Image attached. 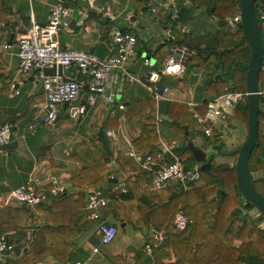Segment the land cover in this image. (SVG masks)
Instances as JSON below:
<instances>
[{
    "label": "crops",
    "instance_id": "obj_1",
    "mask_svg": "<svg viewBox=\"0 0 264 264\" xmlns=\"http://www.w3.org/2000/svg\"><path fill=\"white\" fill-rule=\"evenodd\" d=\"M56 1L58 0H1L0 17L5 12L8 14L5 19L0 20V39L3 43H9L11 47L3 50L0 44V126L4 123L12 125V140L17 141V148L8 149L4 154L0 152V198L26 184L32 176L41 179L51 174L61 180L65 188L64 195L75 194L78 208L83 211L82 207L86 205L88 194L92 190H88L87 186L74 185L69 179L72 173L79 172L83 161L87 163L101 161L104 152L98 146L97 139L99 131L105 127L109 119L111 125L105 129L113 131L116 138L113 139L105 133L112 150V160L107 163V167L111 172L110 178H115L118 182L108 181V184L113 186L103 184L102 188H98L110 199L108 205H110L111 196L117 195L113 193L114 187L126 181L131 171L139 173L141 165L139 159L144 163L147 157V150L141 153L136 152L138 156L136 159L131 155L132 150L135 152L133 141L141 134L145 125L139 114L133 119L127 116L133 109V105L147 99L154 101L155 109L152 116L159 132L161 128L159 118L172 121L166 114V112H173L169 107L167 108L168 102L186 104L193 112L205 99L209 101L213 96L206 88L207 72L204 75V69L197 67L188 71L186 68L182 77L165 76L162 79L159 87L173 92L174 100L172 101L158 100L148 89L146 77L150 68L144 64V59L149 56L154 67L160 68L163 57L171 54L172 49L176 47L169 44L168 53L159 58L157 54H150L158 46L168 40L172 41L175 37L170 22L165 23L160 16L159 29L146 17L147 11H142L147 4V9L152 11L149 16L157 14V18L159 14L162 15L163 8L158 4L156 5L160 13L153 12V9L148 7L149 2L153 0H89L93 2L92 7L87 0H64L73 8L70 18L74 20L75 28L70 26L68 30L57 35L56 40L59 46L63 49L89 51L100 59H106L113 54V30L119 28L132 31L137 35L138 40L135 45V54L128 62L126 70L137 80L130 81L125 74L115 72L109 78L105 94L99 95L94 104H89L87 102L89 75L74 66L64 74L67 78L75 77L84 90L72 105L59 106V117L53 127L45 125L44 111L40 105H36V101L39 103L44 101V89L39 80L38 71L34 70L28 75L19 73L17 40L32 20L40 25L45 24L51 6ZM135 12L136 18L132 21L131 18ZM201 14L202 11L193 10L190 18L183 24L189 30V34L200 35L217 29L218 25L214 19L209 16L208 19H202ZM203 23L208 25V30H204ZM107 91L112 95L111 100L106 97ZM79 105L86 106L85 112L78 117H73L71 110ZM120 105L123 107L121 108ZM234 121L237 120L230 117L228 121L221 124L232 125ZM240 129L241 135L238 142L234 144V147L229 146V149L224 151L231 152L241 147L247 137L248 129L242 126ZM194 131H196L195 127ZM214 134L217 135H214L215 138L217 137L216 139L223 143V147H227L228 143L216 127ZM191 140L206 153V158L218 152L212 145L204 147L206 144L204 140L210 143L206 138L202 140L192 135ZM187 141L184 136L169 137L166 142L161 140L163 152L171 153L172 146L186 145ZM163 160H165L164 156ZM215 160L230 168L235 165L230 164L234 156L218 153ZM149 167L152 168V165ZM51 196L48 195V202L45 204L50 203ZM104 219L118 228V234L112 243L100 246L98 224L90 223L87 230L74 240L66 262L58 263L48 256L37 264H135V251L145 246L147 240H153L151 234L153 228L137 230L131 223L116 221L112 214H106ZM81 222H84L83 217ZM27 226H30V220ZM84 226L86 228V225ZM63 229L64 227L60 226L59 231ZM14 233L11 231L5 235L10 236ZM35 234L36 230L29 227L26 235L20 233L18 240L23 242L26 238L34 237ZM91 240L95 242L91 243ZM95 246L99 247L98 253L92 251ZM22 252L23 250H16L13 253L0 255V264H13V260L20 257ZM165 261L172 262L174 259L167 257Z\"/></svg>",
    "mask_w": 264,
    "mask_h": 264
},
{
    "label": "trees",
    "instance_id": "obj_2",
    "mask_svg": "<svg viewBox=\"0 0 264 264\" xmlns=\"http://www.w3.org/2000/svg\"><path fill=\"white\" fill-rule=\"evenodd\" d=\"M187 2L190 3L189 6H186ZM253 2L264 48V30L259 19V11L264 10V0ZM177 3L182 24L190 18L193 10L198 9L217 22V29L200 35L185 34L174 26L168 16L163 21L172 24L175 37L150 54L160 52L169 44L185 47L190 53L186 63L187 71L194 67L209 68L205 76L206 88L213 97L246 92L244 66L250 60L251 48L244 37L241 22L235 25L234 30L226 22L227 17L240 15L239 0H177ZM7 14L5 12L0 20L5 19ZM259 86L264 90V70L259 74ZM247 99L248 96L245 95L235 107L232 118L245 124L248 129V109L242 106V102ZM207 103L208 100L205 99L195 111L204 115ZM168 107L173 112L166 114L172 121L161 119L159 132L152 116L154 101H139L127 114L132 119L139 114L145 124L141 134L133 141V149L137 153L147 150L151 162L147 167L141 163L135 181L126 180L119 185L126 189L125 193L118 191L117 195L111 196L110 205L101 211V219L106 214H112L116 221L131 223L137 230L154 228L163 233L164 239L159 244L154 239L147 240L146 244L152 246L151 255L147 254L144 246L135 251V264H264V228L259 227L252 217L251 211L255 206L243 197L238 188L235 165L230 168L215 160L218 153L234 156L237 160V149L224 151L223 143L215 138V134L205 137L218 152L199 163L197 170L200 183L189 182L186 188L173 183L154 192L142 189L143 183L150 179L152 168H156L158 164L157 153L162 154L167 163L174 160L171 154L176 155L187 169H193L197 164L185 144L172 146L171 153L163 152L161 140L166 142L169 137L179 136L191 140V128L193 130L196 125V119L188 105L168 102ZM258 120L257 144L249 155L246 170L252 186L264 196V110L259 112ZM109 121L98 134L97 144L104 152L101 161H83L79 172L71 174L69 181L72 184L87 186L92 191L108 184L111 172L108 171L107 163L112 160V150L110 141L105 136V128L111 125ZM183 125L187 126L188 135H185ZM153 163L150 168L149 165ZM82 208L83 211L79 210L75 194L51 196L48 205L1 208L0 234L15 232L14 235H6L9 241L20 242L18 236L20 233L26 235L29 227L36 230L34 237L21 242L24 245L23 252L13 260V264H37L48 256L58 263L66 262L74 240L87 230L90 223H99L89 219L86 205ZM178 211H182L190 220L183 231L173 226ZM81 216L84 222H81ZM29 220L30 226H27ZM60 226L64 227L62 231H59ZM167 257H173L174 261L166 262Z\"/></svg>",
    "mask_w": 264,
    "mask_h": 264
},
{
    "label": "built area",
    "instance_id": "obj_3",
    "mask_svg": "<svg viewBox=\"0 0 264 264\" xmlns=\"http://www.w3.org/2000/svg\"><path fill=\"white\" fill-rule=\"evenodd\" d=\"M89 1V0H87ZM159 7L167 11L171 22L182 33L188 34L189 30L182 24L180 16V8L177 0H155ZM90 6L93 2L89 1ZM148 7L157 12L155 3L149 2ZM73 8L64 0L56 1L50 9L48 20L45 24L40 25L33 20L31 24L20 33L17 45V56L19 58V73L28 75L32 71H38L39 80L44 89L45 99L42 103L36 101V105H40L44 111L43 123L53 127L59 117V106L72 105L80 95L81 84L75 77H62L56 73L54 76H47L42 69L52 66H61L63 73L71 70L74 66L80 71L89 75L87 83V102L94 104L99 95H104L110 76L115 73H123L130 81L137 80L126 70L128 62L135 54V45L137 43V35L132 31L115 28L112 32L113 54L106 58L100 59L97 55L89 51H78L72 49H63L59 46L57 35L70 28L69 17L72 15ZM259 19L262 29L264 30V10L259 11ZM228 25L241 22V15L227 17ZM3 50L11 47L9 43H3L0 39ZM190 57L187 48L174 47L171 54L163 57L160 68H155L151 59L145 58L144 64L150 68L146 81L148 89L158 100H174V94L171 90H163L159 87L165 76L182 77L186 71V63ZM261 70H264V63ZM246 92L226 93L213 97L207 103V109L204 115L193 111L196 119L195 129L204 137L208 138L214 134L216 123L226 122L233 116L235 107L241 102ZM259 108L264 110V90L259 89ZM109 100L112 95L106 96ZM122 108L123 106L120 105ZM86 106L79 105L72 108V116L78 117L85 112ZM161 119L159 118L158 121ZM106 135L116 138L113 131H106ZM13 130L10 123H4L0 126V144L7 143L12 140ZM131 155L136 159L138 156L132 150ZM174 160L167 163L163 160V155L156 154L158 164L156 168H152L149 181L144 182L142 189L147 192H154L166 188L170 184H181L186 188L189 182L200 183L197 163L193 169H187L184 163L174 154H171ZM151 162V157L147 156L144 167ZM139 163H142L139 159ZM154 163L152 164V166ZM139 173L131 171L127 180L135 181ZM49 186V188H48ZM125 193V188L115 186L113 193ZM65 188L61 180L56 175H47L45 178L39 179L32 176L26 184L14 189L0 198V209L12 206H33L45 204L48 202V195L58 197L63 195ZM110 199L104 195L100 189L94 190L88 194L86 208L89 210V219L99 221L98 223V239L99 245H108L112 243L117 234V226L109 223L106 219H101V211L104 209ZM190 224V220L178 211L173 220L175 229L183 231ZM153 239L157 243H161L164 239L163 233L156 229H151ZM24 245L21 242H11L5 234H0V255L23 250ZM148 255L152 254V246L146 244L144 246ZM93 253L99 252V247L92 249ZM81 264V263H77Z\"/></svg>",
    "mask_w": 264,
    "mask_h": 264
},
{
    "label": "water",
    "instance_id": "obj_4",
    "mask_svg": "<svg viewBox=\"0 0 264 264\" xmlns=\"http://www.w3.org/2000/svg\"><path fill=\"white\" fill-rule=\"evenodd\" d=\"M240 5V15L241 24L243 27L244 37L246 38L248 44L251 48L250 60L246 69V91L248 99L242 102V106L248 109V134L241 145L237 149V160L235 163L236 177L238 182V188L242 193L243 197L248 200L255 208L264 215V196L260 195L255 188L250 183L247 176V160L253 148L257 144L258 133H259V120L258 114L260 112L259 108V74L261 71L262 64L264 63V48L262 42V36L259 29L257 16L254 9L253 0H239ZM143 11H147L148 14H152V11L147 9V4L143 8ZM135 14L131 18L132 21L135 20ZM70 26L75 28L74 20L69 17ZM147 58L150 59L148 56ZM229 66L226 67L224 71L227 73ZM42 72L47 76H54L56 73L58 75L65 77L63 69L61 66H52L42 69ZM84 88H81L80 94ZM109 91H107V95ZM116 104V103H115ZM186 135L188 134L187 126H183ZM217 136V135H215ZM219 136V135H218ZM217 138V137H216ZM187 149L191 152L193 159L196 163H202L206 159V153L197 147L192 140H188L186 143ZM17 141L11 140L7 143L0 144V152L5 153L8 149H16ZM110 182L117 183L118 180L115 178H110ZM26 208V207H25Z\"/></svg>",
    "mask_w": 264,
    "mask_h": 264
},
{
    "label": "rangeland",
    "instance_id": "obj_5",
    "mask_svg": "<svg viewBox=\"0 0 264 264\" xmlns=\"http://www.w3.org/2000/svg\"><path fill=\"white\" fill-rule=\"evenodd\" d=\"M152 3L154 2L155 3V6H156V8H157V10H158V6L156 5V2H155V0H153V1H151ZM187 5H189L190 3H186ZM143 11V10H142ZM159 11H160V9H159ZM158 11V13H160ZM144 13V12H143ZM145 14H146V17H148V19H150V21L153 23H155L156 24V26L160 29V23H159V20H160V16H162V20H165V18L166 17H168V13H167V11H165V9H163V12H162V15L161 14H159V17H157L156 18V15L155 16H149V14H148V12H145ZM201 16H203V18L202 19H208V16H206L203 12H202V14H201ZM136 24H138L137 22H136ZM228 25V24H227ZM235 25L236 24H233V25H228L229 26V28L231 29V30H234L235 29ZM203 28H204V30H208L207 28H208V25H205V23H203ZM157 40V39H156ZM168 47H166V48H163L160 52H157L156 54H157V57L159 58V57H161L163 54H165V53H168ZM155 54V55H156ZM160 60V59H159ZM160 67V66H159ZM209 70V68L208 67H206V68H204V75L206 74V72ZM260 87V86H259ZM243 127V128H245V129H247V127H246V125L245 124H243V123H240V122H238V121H234L233 123H232V125H227V126H223L222 124H221V122H219V123H216V130H218V132H221L222 133V136L224 137V139H225V141L228 143V145H227V147L225 146V148H224V150H228L229 149V146H231V147H234L235 145V143L236 142H238V138H239V136L241 135V133H240V131H241V129H240V127ZM262 129H263V131H264V123H262ZM191 135H195V137H199V139H202L203 140V138H205L200 132H196V131H194V128H193V130H192V128H191ZM204 142L206 143L205 144V146L204 147H206V145H211L210 143H208L207 141H205L204 140ZM236 163V160H235V158H234V160L232 161V163H230V164H235ZM251 214H252V217L254 218V220H255V222H256V224L259 226V227H263L264 228V217L261 215V213L256 209V208H254L252 211H251ZM91 243L92 242H95V240H91L90 241Z\"/></svg>",
    "mask_w": 264,
    "mask_h": 264
}]
</instances>
